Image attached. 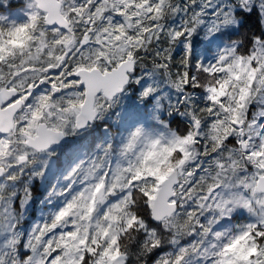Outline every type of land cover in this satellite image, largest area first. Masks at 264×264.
<instances>
[{
    "label": "snow or ice",
    "instance_id": "6c2138e0",
    "mask_svg": "<svg viewBox=\"0 0 264 264\" xmlns=\"http://www.w3.org/2000/svg\"><path fill=\"white\" fill-rule=\"evenodd\" d=\"M0 264H264V0H0Z\"/></svg>",
    "mask_w": 264,
    "mask_h": 264
},
{
    "label": "rangeland",
    "instance_id": "374dc122",
    "mask_svg": "<svg viewBox=\"0 0 264 264\" xmlns=\"http://www.w3.org/2000/svg\"><path fill=\"white\" fill-rule=\"evenodd\" d=\"M11 3L13 4V6H14V5H18V6H16V7H19L20 0H11ZM214 51H215V49H213V52H214ZM209 55L211 56L212 54L210 53ZM38 205H39V204H38ZM39 206H40V205H39ZM39 206H38V207H39ZM39 215H40L39 212H37V213H36V218H37V219L39 218Z\"/></svg>",
    "mask_w": 264,
    "mask_h": 264
},
{
    "label": "flooded vegetation",
    "instance_id": "af4514ba",
    "mask_svg": "<svg viewBox=\"0 0 264 264\" xmlns=\"http://www.w3.org/2000/svg\"><path fill=\"white\" fill-rule=\"evenodd\" d=\"M15 7H16V6H15ZM38 204H39V203H37V207L39 206Z\"/></svg>",
    "mask_w": 264,
    "mask_h": 264
},
{
    "label": "trees",
    "instance_id": "16d2710c",
    "mask_svg": "<svg viewBox=\"0 0 264 264\" xmlns=\"http://www.w3.org/2000/svg\"><path fill=\"white\" fill-rule=\"evenodd\" d=\"M15 6H18V5H14V7H15Z\"/></svg>",
    "mask_w": 264,
    "mask_h": 264
}]
</instances>
